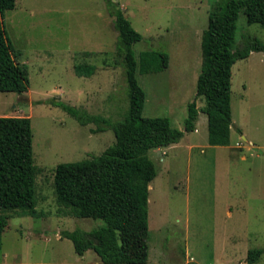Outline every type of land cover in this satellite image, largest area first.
<instances>
[{
  "label": "rangeland",
  "instance_id": "1",
  "mask_svg": "<svg viewBox=\"0 0 264 264\" xmlns=\"http://www.w3.org/2000/svg\"><path fill=\"white\" fill-rule=\"evenodd\" d=\"M143 38L144 50L169 53L168 68L142 74L143 115L169 117L182 128L188 106L200 108L196 130L169 147L140 149L129 163L126 253L148 244L147 264H264L248 262L251 249L264 248V51L233 66V123L229 145L209 142L206 101L197 96L204 64L202 40L210 13L225 0H114ZM16 57L27 64L30 86L23 93L0 91V116H29L38 167V215L11 212L2 236L0 264H103L93 250L79 254L63 230L90 231L102 219L61 212L55 191L60 163L100 156L116 141L114 130L95 131L54 102L116 123L130 107L119 31L105 0H17L4 16ZM237 44L247 36L264 42V27L249 24L244 10L237 21ZM78 63L96 66L91 76ZM148 160L158 174L146 182ZM148 194L149 235L136 226V199Z\"/></svg>",
  "mask_w": 264,
  "mask_h": 264
},
{
  "label": "trees",
  "instance_id": "2",
  "mask_svg": "<svg viewBox=\"0 0 264 264\" xmlns=\"http://www.w3.org/2000/svg\"><path fill=\"white\" fill-rule=\"evenodd\" d=\"M105 1L119 31L117 51L123 59L130 107L123 121L113 123L102 115L83 112L65 102H54L81 124L96 123L95 131L110 127L116 136L115 143L100 156L57 166L54 185L61 212L105 222L90 231L77 228L63 230L61 234L73 241L81 255L93 249L103 264H147V242L143 247L135 244L137 251L128 255L123 237L130 185L129 163L140 149L169 147L180 142L186 132L196 130L201 110L196 101L191 102L182 128L175 127L169 117L143 115L147 93L137 74L164 71L169 66L170 55L163 50H144L137 55L134 44L143 38L142 34L119 3ZM16 6L17 0H0V91L23 93L30 86L29 68L17 59L4 21L6 12ZM242 10L249 24L259 23L264 27V0H225L218 2L211 11L209 26L203 35L204 64L198 79L197 96L206 101L202 112L208 116L209 142L212 145L230 144L233 66L254 51H264V42L256 36H247L242 44H237V21ZM75 69L80 75L91 76L96 66L78 63ZM33 137L31 117L0 116V247L11 212L38 215V167L34 161ZM157 174L155 162L148 160L147 191L149 182ZM148 194L134 202L136 226L145 231L146 238L149 235ZM263 253L264 248L251 249L248 262H258Z\"/></svg>",
  "mask_w": 264,
  "mask_h": 264
},
{
  "label": "water",
  "instance_id": "3",
  "mask_svg": "<svg viewBox=\"0 0 264 264\" xmlns=\"http://www.w3.org/2000/svg\"><path fill=\"white\" fill-rule=\"evenodd\" d=\"M236 125H235V123H232V127H235Z\"/></svg>",
  "mask_w": 264,
  "mask_h": 264
}]
</instances>
